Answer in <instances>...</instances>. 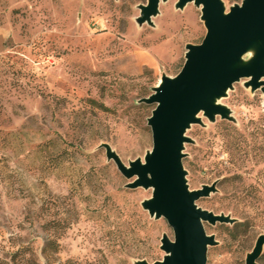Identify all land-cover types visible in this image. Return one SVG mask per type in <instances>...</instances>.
<instances>
[{
	"label": "rangeland",
	"instance_id": "374dc122",
	"mask_svg": "<svg viewBox=\"0 0 264 264\" xmlns=\"http://www.w3.org/2000/svg\"><path fill=\"white\" fill-rule=\"evenodd\" d=\"M223 1L227 12L243 2ZM147 3L0 0V258L10 264L154 263L166 255L163 236L174 240L143 207L153 189L127 188L104 148L128 166L144 161L156 105L141 99L207 33L194 3L162 0L152 25L139 22ZM219 102L230 119L201 112L183 162L191 190L218 183L198 206L246 223H205L218 242L207 264H246L264 234V92L242 79ZM231 135L246 138L250 156L231 159Z\"/></svg>",
	"mask_w": 264,
	"mask_h": 264
},
{
	"label": "water",
	"instance_id": "95a60500",
	"mask_svg": "<svg viewBox=\"0 0 264 264\" xmlns=\"http://www.w3.org/2000/svg\"><path fill=\"white\" fill-rule=\"evenodd\" d=\"M166 1V0H163ZM162 0H148L141 6L140 23L153 24L160 13ZM194 3L201 7V19L207 33L200 44L186 46V60L180 72L164 75L149 97L141 103L155 104L148 125L152 130L153 147L144 161L137 159L126 165L120 156L105 144L108 160L132 179L127 188H152L153 196L143 203L152 217L165 218L174 231V240L162 238V261L138 264H207L210 246L218 242L208 235L205 223L235 224L226 215H217L198 206L197 201L218 191V183L191 190L184 167V150L191 139L187 131L193 124H202L201 112L212 122L219 115L230 119L229 110L218 100L225 97L236 82L248 79L255 92H264V0H243L227 12L223 0H178L177 8ZM254 50L248 63L243 57ZM264 250V234L247 255L246 264H260Z\"/></svg>",
	"mask_w": 264,
	"mask_h": 264
},
{
	"label": "trees",
	"instance_id": "16d2710c",
	"mask_svg": "<svg viewBox=\"0 0 264 264\" xmlns=\"http://www.w3.org/2000/svg\"><path fill=\"white\" fill-rule=\"evenodd\" d=\"M226 145H227L228 149L231 150V159L233 161L239 156V153H241L243 149L246 150L245 154L250 156V154H249L250 150L248 151V149H247L248 148V141L242 135H233V136L231 135V137L226 140ZM236 194L241 197V195H239V193L237 191H236ZM241 198L246 199V197H244V196H242ZM245 225H246V223H244V222H238V223L234 224V227L239 228V227H244ZM19 253H20V250L15 252L13 255L16 256ZM0 264H10V261H8L7 259H4V258H0Z\"/></svg>",
	"mask_w": 264,
	"mask_h": 264
},
{
	"label": "bare ground",
	"instance_id": "6f19581e",
	"mask_svg": "<svg viewBox=\"0 0 264 264\" xmlns=\"http://www.w3.org/2000/svg\"><path fill=\"white\" fill-rule=\"evenodd\" d=\"M220 100H218V103H219ZM201 115V114H200Z\"/></svg>",
	"mask_w": 264,
	"mask_h": 264
}]
</instances>
